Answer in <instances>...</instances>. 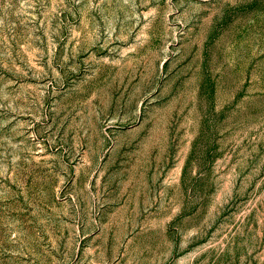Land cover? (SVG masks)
I'll list each match as a JSON object with an SVG mask.
<instances>
[{
	"label": "rangeland",
	"instance_id": "rangeland-1",
	"mask_svg": "<svg viewBox=\"0 0 264 264\" xmlns=\"http://www.w3.org/2000/svg\"><path fill=\"white\" fill-rule=\"evenodd\" d=\"M0 264H264V0H0Z\"/></svg>",
	"mask_w": 264,
	"mask_h": 264
}]
</instances>
